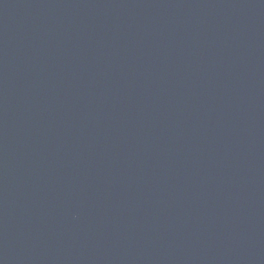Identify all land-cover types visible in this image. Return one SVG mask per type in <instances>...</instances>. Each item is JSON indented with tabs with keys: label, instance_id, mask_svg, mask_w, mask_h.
<instances>
[{
	"label": "water",
	"instance_id": "1",
	"mask_svg": "<svg viewBox=\"0 0 264 264\" xmlns=\"http://www.w3.org/2000/svg\"><path fill=\"white\" fill-rule=\"evenodd\" d=\"M0 264H264V0H0Z\"/></svg>",
	"mask_w": 264,
	"mask_h": 264
}]
</instances>
